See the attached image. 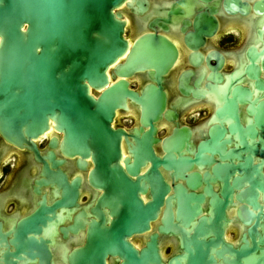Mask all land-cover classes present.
<instances>
[{"label": "flooded vegetation", "instance_id": "flooded-vegetation-1", "mask_svg": "<svg viewBox=\"0 0 264 264\" xmlns=\"http://www.w3.org/2000/svg\"><path fill=\"white\" fill-rule=\"evenodd\" d=\"M130 5L121 8L129 42L157 34L158 59H172L164 79L171 117L157 123L156 156L163 160L170 152L163 145L167 137L183 136L182 146L171 150L174 165H158L168 189L152 230L130 241L140 249L158 232L164 256L180 254V233L164 235L158 226L167 213L177 222L188 195L190 225L184 231L193 234L203 222L209 264H264V0ZM129 81L141 89L146 72ZM50 125L34 141L38 155L0 133V264H74L93 226L114 220L100 203L107 191L93 180L92 155H67L63 133L53 119ZM112 125L132 133L141 125L139 108L118 110ZM122 146L130 165L131 149L125 140ZM121 166L133 181L152 169L151 161L135 174L124 160ZM145 188L139 195L148 203L151 183ZM106 262L121 259L108 255Z\"/></svg>", "mask_w": 264, "mask_h": 264}, {"label": "water", "instance_id": "water-1", "mask_svg": "<svg viewBox=\"0 0 264 264\" xmlns=\"http://www.w3.org/2000/svg\"><path fill=\"white\" fill-rule=\"evenodd\" d=\"M130 2L0 0V133L38 155L34 141L50 129L53 119L67 155H92L96 161L93 180L107 191L100 203L109 206L114 220L109 226H93L74 264H107L108 255L119 256L120 264H209L203 222L193 234L184 231L190 225L188 195L180 203L177 222L167 213L158 226L164 235L180 233V254L164 256L158 232L140 249L130 241L134 234L152 230L168 189L158 165H174L171 150L180 148L183 138L167 137L163 145L170 152L163 160L156 156L157 123L171 117L164 79L172 59H158L157 34L129 42L121 8L132 6ZM142 72L146 84L132 88L129 78ZM130 105L139 108L141 125L128 134L112 122L118 110L129 111ZM123 140L131 149L130 165L123 157ZM121 160L131 174L146 161L152 169L133 181ZM146 183L154 194L148 203L139 195Z\"/></svg>", "mask_w": 264, "mask_h": 264}, {"label": "rangeland", "instance_id": "rangeland-1", "mask_svg": "<svg viewBox=\"0 0 264 264\" xmlns=\"http://www.w3.org/2000/svg\"><path fill=\"white\" fill-rule=\"evenodd\" d=\"M137 86H138V83H137V82H134V83H133V87H137ZM125 125H126V126H130L131 123H130V122H125Z\"/></svg>", "mask_w": 264, "mask_h": 264}]
</instances>
